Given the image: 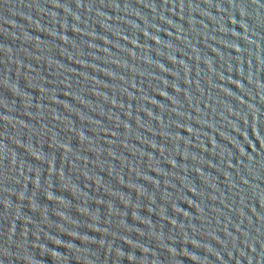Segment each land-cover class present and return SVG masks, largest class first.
<instances>
[{
  "label": "water",
  "instance_id": "1",
  "mask_svg": "<svg viewBox=\"0 0 264 264\" xmlns=\"http://www.w3.org/2000/svg\"><path fill=\"white\" fill-rule=\"evenodd\" d=\"M0 264H264V0H0Z\"/></svg>",
  "mask_w": 264,
  "mask_h": 264
}]
</instances>
